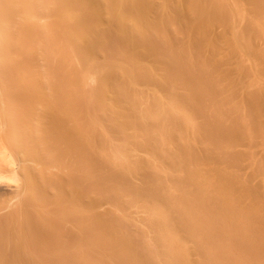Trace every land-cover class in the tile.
<instances>
[{
  "label": "bare ground",
  "instance_id": "obj_1",
  "mask_svg": "<svg viewBox=\"0 0 264 264\" xmlns=\"http://www.w3.org/2000/svg\"><path fill=\"white\" fill-rule=\"evenodd\" d=\"M0 264H264V0H0Z\"/></svg>",
  "mask_w": 264,
  "mask_h": 264
}]
</instances>
